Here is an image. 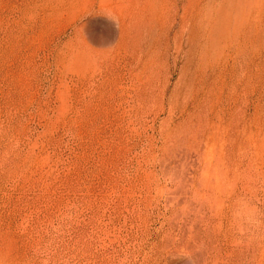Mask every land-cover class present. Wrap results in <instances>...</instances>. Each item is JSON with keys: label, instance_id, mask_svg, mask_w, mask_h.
<instances>
[{"label": "rangeland", "instance_id": "374dc122", "mask_svg": "<svg viewBox=\"0 0 264 264\" xmlns=\"http://www.w3.org/2000/svg\"><path fill=\"white\" fill-rule=\"evenodd\" d=\"M0 264H264V0H0Z\"/></svg>", "mask_w": 264, "mask_h": 264}]
</instances>
